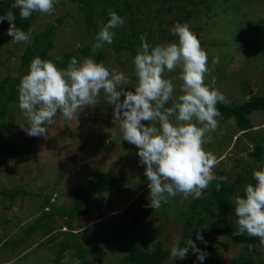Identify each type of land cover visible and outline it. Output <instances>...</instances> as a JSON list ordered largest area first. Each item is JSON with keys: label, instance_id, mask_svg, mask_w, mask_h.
<instances>
[{"label": "rangeland", "instance_id": "obj_1", "mask_svg": "<svg viewBox=\"0 0 264 264\" xmlns=\"http://www.w3.org/2000/svg\"><path fill=\"white\" fill-rule=\"evenodd\" d=\"M91 1L96 8L93 27L87 8L79 1L56 0L53 14H37L28 32L30 40L27 43H12L13 37L0 32V82L9 73L24 75L21 67L24 50L33 42L35 33L51 24L59 25L53 38V56L76 51L82 46L92 47L98 31L105 25L101 12L105 0ZM134 3L137 13L127 15L119 31L129 29L131 23L140 25L143 21L157 30V45L176 41L178 38L172 32L173 26L176 23L187 24L208 55L210 74L205 77L206 84L215 77V87L226 96L228 103L243 102L264 91V0H202L190 17L181 20L178 19L183 14L180 10L174 9L167 16L155 18L152 15L154 9L160 7L159 3L145 6L140 4V0H134ZM108 6L113 7L112 4ZM136 15L140 17L138 20ZM60 19L62 23L58 22ZM112 31L115 35L119 33L116 29ZM139 47L140 44L137 49ZM103 49L107 52L103 61L105 66L124 72L131 81L126 89L134 90L132 86L136 77L132 61L136 54L130 50L114 52L107 44ZM75 55L78 59L85 57L77 51ZM214 57H219L218 64L212 63ZM164 75L172 80L174 96L178 97L182 83L178 78L179 69L171 73L166 71ZM98 101L95 107L81 111L78 120L66 121L58 112L55 123L46 126L48 133L42 137H30L21 129L24 116L18 103L10 108L3 127L4 143L26 145L32 140L36 157L18 155L0 168V264H50L56 256L57 244L69 231L68 215L53 211L70 207L72 186L98 169L112 172L117 183L108 191L93 195L95 204L74 220L75 238L91 250L87 255L88 264H129L125 261L128 241L151 238L159 231H162L160 239L165 247L171 248L177 239L181 242L184 229L181 215L190 208L192 196L172 198L159 209H152L150 216L137 225L125 213L133 199L149 197V182L144 173L145 166L139 163L138 149L121 139L119 126L112 122L114 106L106 103L103 92ZM251 119L254 131L258 132L257 137L240 131L233 119L218 118L219 127L211 134L212 142L204 145L219 161L213 170L216 178L231 181L245 167L256 163L250 152L256 141H264V110L253 112ZM16 187L29 194H19L13 200L2 194V190ZM47 200L54 209L49 204L44 205ZM231 215L238 230L234 210ZM40 222V228L32 232L24 243L9 246V240L23 237L29 225ZM216 239L214 245L221 241L230 242L228 251L217 249L219 263L227 264L241 253V244L224 236ZM250 248L260 251L264 258V246ZM195 257L189 251L188 264H194L192 259ZM79 261L72 249H68L61 260L62 264H79ZM164 264H180L179 258L169 259ZM245 264L264 263L254 260Z\"/></svg>", "mask_w": 264, "mask_h": 264}, {"label": "clouds", "instance_id": "obj_2", "mask_svg": "<svg viewBox=\"0 0 264 264\" xmlns=\"http://www.w3.org/2000/svg\"><path fill=\"white\" fill-rule=\"evenodd\" d=\"M55 2L14 0L11 8L18 9L19 17L27 20L34 12L53 14ZM108 15L110 18L92 44L93 55L106 44H113L112 30L125 23L126 18L114 11ZM5 20L9 23L6 34L13 37L12 43L30 40V33L16 26L12 10L0 15V23ZM172 32L178 38L176 41L155 46L148 43L146 34L140 36L141 45L132 61L134 90L126 89L131 81L124 72L110 70L93 59V55L82 59L73 56L64 68L36 56L18 85V107L24 116L21 129L30 137L46 136V126L55 123L58 112L66 121L78 120L81 111L99 103L98 97L103 92L106 103L114 106L112 122L119 126L121 139L136 146L139 163L145 166L149 182L147 206L159 209L178 195L185 199L201 198L215 180L213 170L219 162L204 145L212 142L211 134L219 127L218 118L222 114L217 105L227 104L228 100L215 87V77L210 84L205 83L210 74L208 55L196 34L181 23H176ZM219 62V57L212 60L214 65ZM177 69L182 82L178 97L174 96L172 80L164 75ZM258 163L260 167L252 174L255 185H245L244 195L237 193L233 205L239 232L259 238L264 245V162ZM216 189L220 190L219 184ZM201 228L207 230V224L195 230L196 239L206 245ZM189 249L201 264L208 256L188 238L184 246L177 239L169 258L183 260Z\"/></svg>", "mask_w": 264, "mask_h": 264}, {"label": "trees", "instance_id": "obj_3", "mask_svg": "<svg viewBox=\"0 0 264 264\" xmlns=\"http://www.w3.org/2000/svg\"><path fill=\"white\" fill-rule=\"evenodd\" d=\"M76 1H79L87 8L90 25L92 27L95 26L92 20L96 11L93 2L91 0ZM201 1L202 0H140V4L145 6L159 3L160 7L155 8L152 15L155 18L158 15L167 16L171 14L174 9L180 10L183 14L182 17H178V19L181 20L190 17ZM13 3L14 0H0V15H4L7 11L12 10L16 15V26L28 33L32 29L33 22L38 12H34L30 18L23 20L19 17V10L11 8ZM109 4H112L113 7L109 8ZM134 7V0H105L104 6L101 7V12L104 16L103 23L106 24L110 18L108 15L109 11H114L122 18H125L127 15L137 13ZM139 18L136 15V20ZM58 22L62 23V19ZM161 23L162 22L158 25H161ZM131 24L132 27H129V29L125 28L119 31V27L116 28L119 33L115 35L113 44L109 45L114 52L130 50L135 55L138 45H141L140 36L144 34L147 36L148 43H153L152 46L156 45V29L145 24L143 21H141L140 25ZM8 27L9 23L7 20L0 23V32H7ZM58 28V24H51L45 30L35 33L33 42L26 47L21 56V67L24 75L26 74V70L27 72L29 71L30 62L36 56H39L41 59L51 60L56 63L58 67L64 68L67 66V62L71 57H76V51L85 57L93 55L91 46L87 45L79 47L76 51H65L53 56L51 54L54 47L53 38L57 34ZM106 53L104 49L98 50V52L93 55V59L103 63L106 59ZM57 57L61 59L58 60ZM22 77L23 75L18 74L13 76L9 73L0 82V144L2 145L0 147V168L9 164L10 161L18 155L27 154L28 156L36 157V149L31 144L32 140L26 145H6L2 137L3 127L5 126L9 110L18 103V85ZM217 107L222 114L221 118L226 120L233 119L240 131H247V133L249 132L251 135L257 137L258 132L253 129L255 125L252 123L251 114L255 111L264 110V91L251 95L249 99L243 102L218 104ZM250 155L256 159L254 165L245 167L244 170L237 173L235 178L231 181L215 178V180L211 182L209 188L204 190L201 198H194L190 208L182 212L181 216L184 229L180 245L184 246L186 240L191 238L196 243L197 247L208 253V256L202 264H221L216 257V251L219 248L228 251L230 242L221 241L219 245H214V242L217 240L216 237L218 236L230 238L231 241L242 245L241 253L227 264H245L247 261L254 260L264 263V258L261 257L260 251L256 249L249 251L251 246L264 245H261L257 237H249L246 233L241 234L235 227V221L231 215L234 210L233 198L235 195L239 193L243 196L245 185L248 183L255 185L256 183L252 174L254 170H258L260 167L258 162H264L263 140L256 141ZM116 183L117 179L112 172L98 169L94 171L93 174L79 180L72 186L73 200L70 207H61L53 211L55 214L68 215L67 228L69 231H67L66 237L57 244L55 248L56 256L50 264H62L61 260H63L65 252L68 249L74 250V254L80 259L79 264H88L87 255L91 250L84 247L83 243L75 238L74 231L76 227L74 225V220L78 216L86 214L89 208L95 204L93 195L108 191L111 186ZM217 184L220 185L219 191L216 189ZM2 194L13 200L17 195H26L29 194V192L20 187H16L2 190ZM47 204L54 209V205L50 203V200L44 202L45 206H47ZM148 204L149 199L143 196H138L129 203L125 209V213L133 224L137 225L150 216L152 208L148 207ZM50 212H47V214L50 215ZM201 224H207V230L203 228L200 229L201 235L207 242L206 245L196 239L195 230ZM40 226L41 222L29 225L25 229L26 235L19 239L9 240V246L16 247L24 243L28 236L39 229ZM161 235L162 231H159L151 238L134 239L133 241L129 240V245H127L128 253L125 257V261L129 264H164L167 262L170 259L171 248L164 246L163 241L160 239ZM189 251H191V249H189ZM187 256L183 260L179 259L180 264H188ZM192 263L201 264L197 256L195 259H192Z\"/></svg>", "mask_w": 264, "mask_h": 264}]
</instances>
